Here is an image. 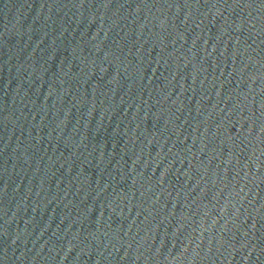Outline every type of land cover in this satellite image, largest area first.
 <instances>
[{
  "label": "water",
  "instance_id": "95a60500",
  "mask_svg": "<svg viewBox=\"0 0 264 264\" xmlns=\"http://www.w3.org/2000/svg\"><path fill=\"white\" fill-rule=\"evenodd\" d=\"M0 264H264V0H0Z\"/></svg>",
  "mask_w": 264,
  "mask_h": 264
}]
</instances>
